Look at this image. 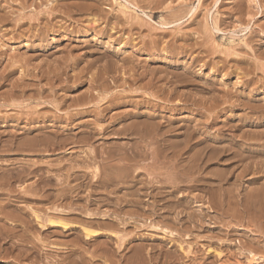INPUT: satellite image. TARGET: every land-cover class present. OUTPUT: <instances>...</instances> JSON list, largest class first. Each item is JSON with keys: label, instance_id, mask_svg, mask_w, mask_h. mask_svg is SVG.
<instances>
[{"label": "rangeland", "instance_id": "obj_1", "mask_svg": "<svg viewBox=\"0 0 264 264\" xmlns=\"http://www.w3.org/2000/svg\"><path fill=\"white\" fill-rule=\"evenodd\" d=\"M0 55V70L4 69L0 71V140L7 139L11 130L25 132L20 135L23 138L45 129L40 139L54 134L64 142L40 154L21 156L10 150L17 158L13 165L1 162L10 156L0 151V165L14 168L38 158L42 175L57 177L56 189L72 188L60 203L70 201L74 211L61 219L78 225L44 231L35 222L37 234L47 235V245L55 247H44L49 251L45 253L34 249L30 238L6 237L0 227V264H55L68 253L78 257L80 246L92 250L101 243L111 249L118 242L123 255H133L122 264L135 259L136 264H264V0H0ZM57 72L59 77H54ZM96 83L99 87H94ZM12 84L27 87L24 93L15 90L10 96ZM50 99L61 105L55 107ZM11 101L20 107L10 106ZM21 111L23 116L32 114L34 121L23 118L19 123ZM133 117L136 122L143 118L152 124L160 122L151 124V131L162 132L157 136L146 132L143 141L151 151L158 140L159 146L172 147L167 150L168 159L153 156L156 164L143 158L141 163L156 164L155 173L135 168L132 172H139L141 180L135 185L125 176L116 189L95 183L99 171L109 175L108 162H118L98 156L90 161V148L114 151L124 144L130 149L142 140L132 137L133 133L126 138L93 134L86 145L79 142L80 137L98 127L119 130L125 123H135ZM77 139L79 146L73 142ZM2 141L0 147L8 145ZM174 148H183L179 160ZM175 163L182 164L180 169L172 167ZM148 180L153 181L151 185ZM22 181L18 184L30 186L36 177L29 175ZM120 198L125 201L121 203ZM30 205L41 216L45 214L42 207L50 206ZM84 210L97 213L86 218ZM0 221V226L7 224ZM86 226L105 232L82 242ZM22 227L16 226L17 233ZM78 237L79 246L74 243ZM61 245L66 250L56 248ZM15 254L20 257L14 259Z\"/></svg>", "mask_w": 264, "mask_h": 264}, {"label": "bare ground", "instance_id": "obj_2", "mask_svg": "<svg viewBox=\"0 0 264 264\" xmlns=\"http://www.w3.org/2000/svg\"><path fill=\"white\" fill-rule=\"evenodd\" d=\"M214 2V1H213ZM216 2V1H215ZM222 2V1H221ZM84 4V3H83ZM9 5V4H8ZM214 5V4H213ZM85 7V6H84ZM81 8V7H80ZM86 8H87V6H86ZM147 8V7H146ZM82 11V10H81ZM209 11V10H208ZM208 11H207V13H208ZM254 11V10H253ZM93 12V11H92ZM190 12V11H189ZM27 15V14H26ZM238 15V14H237ZM17 16V15H16ZM28 16V15H27ZM31 16V15H30ZM233 17V16H232ZM32 19V18H31ZM238 21V20H237ZM131 22V21H130ZM129 23V22H128ZM168 25V24H167ZM116 26V25H115ZM151 27V26H150ZM130 28V27H129ZM128 28V29H129ZM170 29V28H169ZM3 53V52H2ZM228 56V55H227ZM0 57H1V55H0ZM70 59V58H69ZM12 60V59H11ZM23 60V59H22ZM14 61V60H13ZM64 61V60H63ZM69 61V60H68ZM67 61V62H68ZM19 62V61H18ZM16 63V62H15ZM69 63H70V61H69ZM136 63V62H135ZM11 64H12V62H11ZM17 64V63H16ZM65 64V63H64ZM68 64V63H67ZM22 65V64H21ZM28 65V64H27ZM10 66H12V65H10ZM67 66V65H66ZM4 67H6V66H4ZM8 68H9V66H8ZM23 68V67H22ZM2 69V68H1ZM14 69V68H13ZM25 69V68H24ZM28 69V68H27ZM34 69V68H33ZM32 69V70H33ZM37 69V68H36ZM41 69V68H40ZM39 69V70H40ZM4 70V69H3ZM3 70L1 71V72H3ZM29 70V69H28ZM55 71H56V69H54ZM64 70V69H63ZM62 70V71H63ZM148 70V69H147ZM6 71V70H5ZM10 71V70H9ZM22 71V70H21ZM35 71V70H34ZM50 71V70H49ZM33 72V71H32ZM149 72V71H148ZM40 73V72H39ZM38 73V74H39ZM42 73V72H41ZM144 73V72H143ZM4 74V73H3ZM27 74V73H26ZM49 74H51V72L49 73ZM11 75V74H10ZM32 75V74H31ZM34 75V74H33ZM45 75V74H44ZM59 75H60V72H57L56 73V75L54 76V77H59ZM97 75V74H96ZM128 75V74H127ZM133 75V74H132ZM136 75V74H135ZM142 74H140V76H141ZM149 75V74H148ZM150 75H151V73H150ZM37 76V75H36ZM129 76V75H128ZM139 76V77H140ZM40 77H41V75H40ZM43 77V76H42ZM50 77V76H49ZM61 77V76H60ZM68 77V76H67ZM67 77L65 78V79H67ZM70 77V76H69ZM80 77V75L78 76V78ZM92 77H95L94 75L92 76ZM97 77V76H96ZM107 77V76H106ZM133 77H134V75H133ZM31 78V77H30ZM35 78H37V77H35ZM43 78H45V77H43ZM46 78H48V77H46ZM51 78V77H50ZM49 78V79H50ZM76 78V77H75ZM98 78V77H97ZM97 78H96V82H98V80H97ZM113 78V77H112ZM3 79H4V77H3ZM52 79V78H51ZM50 79V80H51ZM54 79V78H53ZM70 79H72V78H70ZM88 79V78H87ZM108 79V78H107ZM139 79V78H138ZM152 79V78H151ZM20 80V79H19ZM43 80V79H42ZM75 81H81V79H74ZM73 80V81H74ZM99 80H101V78L99 79ZM150 80V79H149ZM2 81V80H1ZM46 81V80H45ZM49 81V80H48ZM63 81H65V80H63ZM63 81H61L62 83H63ZM72 81V80H71ZM91 81H92V79H91ZM95 81V80H94ZM103 81V80H102ZM11 82V81H10ZM24 82V81H23ZM28 82V81H27ZM36 82V81H35ZM34 82V83H35ZM39 82V81H38ZM57 82V81H56ZM60 82V83H61ZM86 82V81H85ZM106 82V81H105ZM31 83V82H30ZM33 83V84H34ZM48 84H50L49 82H47ZM69 83V82H68ZM67 83V84H68ZM81 83V82H80ZM90 83V82H89ZM102 83V82H101ZM103 83H104V81H103ZM150 83V82H149ZM20 85H21V83H19ZM26 84V83H25ZM37 84H39V83H37ZM44 84H46V83H44ZM64 84V83H63ZM71 84H73V83H71ZM76 85H77V83H75ZM7 85V84H6ZM27 85V84H26ZM36 85V84H35ZM52 85V84H51ZM51 85L50 86H48V87H51ZM61 84H59V86H60ZM70 85V84H69ZM122 85V84H121ZM40 86V85H39ZM45 86V85H44ZM58 86V85H57ZM66 86V85H65ZM90 86V85H89ZM149 86V85H148ZM12 87L14 88V90H11V92L9 93V95L10 96H13V95H15L16 93H15V90L16 91H19L21 94L22 93H24L25 91H24V88L25 87H27V86H24V88H22L23 87V84H22V87H20V89H19V86L18 85H16V84H12ZM30 87V86H29ZM53 87H55V86H52V88ZM63 87V86H62ZM71 87V86H70ZM92 87V86H91ZM91 87H89V88H91ZM94 87H99V83H96L95 84V86ZM2 88H5V87H2ZM16 88H18V89H16ZM37 88V87H36ZM106 88V87H105ZM1 90V89H0ZM7 90V89H6ZM150 91V90H149ZM29 92V91H28ZM40 92V91H39ZM52 92V91H51ZM162 92V91H161ZM96 93V92H95ZM24 95V94H23ZM92 95V94H91ZM97 95V94H96ZM102 95V94H101ZM17 96V95H16ZM36 96H38L39 97V95H36ZM20 97V96H19ZM84 97V96H83ZM83 97L81 98L82 100H83ZM107 96H105V98H106ZM63 98V97H62ZM99 98V97H98ZM98 98L96 99V101L98 100ZM112 98V97H111ZM10 99V98H9ZM55 99V98H54ZM54 99L53 100H51L50 99V101H49V103H54ZM100 99V98H99ZM103 99V98H102ZM13 100V99H12ZM74 100V99H73ZM79 100V99H78ZM101 100V99H100ZM20 101V100H19ZM39 101H40V99H39ZM63 101V100H62ZM88 101V100H87ZM99 101V100H98ZM102 101V100H101ZM12 102V101H11ZM11 102H9V103H11ZM41 102V101H40ZM76 102V101H75ZM6 103V102H5ZM13 103V102H12ZM10 104V106L12 105H14V107H20V104H17V103H13V104ZM37 103H38V101H37ZM44 103V102H43ZM54 104H56V105H54L55 107H58L59 105H61V102L59 103V102H57V103H54ZM73 104V103H72ZM83 104V103H82ZM85 104V103H84ZM37 105V104H36ZM80 105V104H79ZM34 106H35V104H34ZM33 106V107H34ZM68 106H70V105H68ZM6 107V106H5ZM32 107V108H33ZM53 107V106H52ZM90 107V106H89ZM1 108V107H0ZM25 108H27V107H25ZM78 109V108H77ZM90 109V108H89ZM88 109V110H89ZM95 109V108H94ZM101 109H102V107H101ZM73 110V109H72ZM107 110V109H106ZM18 111V110H17ZM38 111V110H37ZM36 111V112H37ZM68 111V110H67ZM71 111V110H70ZM95 111V110H94ZM93 111V112H94ZM100 111V110H99ZM89 112V111H88ZM96 112V111H95ZM94 112V113H95ZM103 112V111H102ZM30 113V112H29ZM58 113V112H57ZM93 113V114H94ZM98 113V112H97ZM18 114V113H17ZM35 114V113H34ZM38 114V113H37ZM69 114V113H68ZM101 114V113H100ZM99 114V115H100ZM117 114V113H116ZM116 114H115V116H116ZM25 115V114H24ZM32 115V114H31ZM31 115H27V113H26V116H23V113H22V111H21V116H19L17 119V121L19 122V120L21 121V120H23V118L25 119L24 121H27V122H32V121H34V119H35V117L34 116H31ZM132 115V114H131ZM36 116V115H35ZM38 116V115H37ZM97 116V115H96ZM110 116V115H109ZM112 116H114V115H112ZM123 116V115H122ZM148 116V115H147ZM151 116H152V114H151ZM58 117H59V115H58ZM105 117V116H104ZM125 117V116H124ZM100 118V117H99ZM98 118V119H99ZM129 118V117H128ZM134 118V117H133ZM132 118V119H133ZM143 118V117H142ZM66 119L67 120H69L70 118L69 117H66ZM110 119V118H109ZM135 119V118H134ZM144 119H146V118H143L142 120L140 119H138V121L136 122V120L137 119H135V123H133V121L131 122V123H128V124H126L125 123V121L123 122V124H124V126L122 127L121 126V129H119V130H115V128H109V127H105V128H100L99 129V127H98V129L96 130V129H93L92 131H90L89 133H88V135L86 136V135H84V137L82 136V137H80V139H79V142L81 141V143L83 142V143H89L90 142V140L94 137V135L93 134H100V135H106L107 136V134H110V135H112V134H115V135H125V138L129 135V133H133L132 134V137H134V138H140L142 141H139V139H138V141L142 144V146H141V144H139V145H136V147L135 148H130L131 149V151H130V149H128L127 147H126V145L124 146V144L123 145H119V146H117V147H115V148H117L116 150H114V151H111V150H113V149H108L109 151H107V150H103V149H101L102 147H104V146H102L101 148L98 146V147H94V148H90L89 149V155H88V158H90L91 160L90 161H94L96 158H97V156L100 158V160H102V158H103V161L105 160L104 158H108V159H111V160H114V158H115V160H117V161H115V162H118L117 164H112V163H110V162H108V164L106 165V168L105 169H107L108 168V170H106V171H108V173H109V175H107L105 172H104V174H102V173H100L101 171H99L100 170V168L98 167V168H96V172H98V174H100L99 176H97V178H96V180H95V183H97V184H99V185H103L104 187H106L107 188V186H110V185H114V187H115V189H116V187H118V185H120V183H122L124 180L126 181V179H124V178H127V177H129V178H131V182L135 185V184H137L138 183V181H141V180H139V178H137V174L139 173V172H136V171H134V172H136V174H134L132 171L135 169V168H137V167H139L140 166V168L141 167H144V168H146V169H153V172H154V169H155V167L153 168V166H155L156 164H158L157 162H155L154 161V157L153 156H157L156 157V159L157 158H161V157H163V159H165L166 158V156L168 155L167 154V150L169 151V149H172V147L171 148H167V146L165 145V146H162L161 147V145L159 146V142H160V140H158V146L156 147L155 146V148L154 149H152L153 151H151L150 150V148H152V147H150L149 146V143L148 142H144L143 140H145L144 138L146 137L145 135H147L146 134V132L147 133H149V132H151V133H153L154 134V132H152L151 131V129L153 130V124H155V123H151L149 120V122L147 121H145ZM155 119V118H154ZM14 120H15V118H14ZM67 120H65V121H67ZM131 120V119H130ZM151 120V119H150ZM153 120V119H152ZM16 121V122H17ZM39 121V120H38ZM57 121V120H56ZM60 121V120H59ZM64 121V120H63ZM72 121V120H71ZM111 121H112V118H111ZM114 121V120H113ZM140 121H142V122H140ZM154 121V120H153ZM17 122V123H18ZM159 122V121H158ZM157 122V120H156V124L158 123ZM20 123V122H19ZM67 123V122H66ZM65 123V124H66ZM122 123V122H121ZM160 123V122H159ZM25 124V123H24ZM60 124V123H59ZM67 124H69V123H67ZM152 124V125H151ZM155 124V125H156ZM61 125V124H60ZM97 125V124H96ZM44 126V125H43ZM101 126V125H100ZM114 126V125H113ZM152 126V127H151ZM39 127V126H38ZM115 127V126H114ZM156 127H158V126H156ZM162 127V126H161ZM42 128V127H41ZM117 128V127H116ZM88 129V128H87ZM155 129V128H154ZM159 129H163V128H160L159 127ZM23 130V129H22ZM27 130V129H26ZM25 130V131H26ZM36 130H37V128H36ZM43 130V129H42ZM42 130H40L41 131V133L39 132V133H35L34 134V136L32 135V137L31 136H24L23 138H20L21 136L20 135H24V134H26L25 132H19V133H16L14 130L12 131H9V133H6L8 136H7V139H2V140H0V142L2 141V143L3 142H7L8 143V145H6L5 147L3 146V145H1V146H3V147H0V151H3V150H5L4 151V155H6V157L7 156H10V157H8V158H3V161H1V159H2V156H3V154H0L1 155V157H0V161L1 162H7V164L8 165H13V164H15L16 162H17V158L14 156V155H12L13 153H9V151L10 150H14V151H17V152H21V153H19L21 156L23 155V156H25V155H30V153L31 152H36V154L38 153V154H40L41 152H43V151H48L49 149H53V147L52 146H54L55 147V144H57V145H60V143L62 142V144L64 143L61 139H60V137L58 138L56 135H54V134H52L51 136L49 135V134H47L48 136H42L41 137V139L39 138L40 136V134H42L43 132H44V130L42 131ZM58 130V129H57ZM89 130V129H88ZM165 129H163V131H164ZM167 130V129H166ZM165 130V131H166ZM8 131V130H7ZM20 131V130H19ZM34 131V130H33ZM32 131V132H33ZM56 131V130H55ZM70 131V130H69ZM82 131V130H81ZM135 131H137L138 132V134L139 133H141V134H139V136H138V134L135 132ZM159 131H161V130H159ZM159 131H156L155 132V136H157V133L159 132ZM2 132V131H1ZM5 132V131H4ZM29 132H31V131H29ZM36 132H38V131H36ZM47 132V131H46ZM60 132H61V134H62V131H61V129H60ZM68 132V131H67ZM85 132V131H84ZM87 132V131H86ZM162 132V131H161ZM160 132V133H161ZM34 133V132H33ZM52 133V132H51ZM64 133V132H63ZM73 133H75V132H73ZM136 133V134H135ZM159 133V134H160ZM4 134V133H3ZM44 134H46V133H44ZM164 134V133H163ZM27 135V134H26ZM64 135H66L65 133H64ZM69 135V134H68ZM70 135H71V133H70ZM109 135V136H110ZM127 135V136H126ZM149 135L150 134H148V137H149ZM154 135H152V137L154 136ZM168 135V134H167ZM3 136V135H2ZM18 136H19V138H18ZM67 136V135H66ZM64 137V138H67V137ZM80 136V135H79ZM151 136V135H150ZM163 136V135H162ZM162 136L161 137H159L158 136V138L160 139V138H162ZM72 140H73V138H72V136L70 137ZM77 138V137H76ZM76 138H74V139H76ZM109 138V137H108ZM115 138V137H114ZM124 138V139H125ZM130 138L131 137H129V140H130ZM147 138V137H146ZM151 138V137H150ZM155 138V137H154ZM158 138H156V139H158ZM164 138L165 137H163V140H164ZM63 139V138H62ZM70 139V140H71ZM110 139V138H109ZM155 139V141L157 142V140ZM64 140V139H63ZM65 140H67V139H65ZM94 140V139H93ZM135 140V139H134ZM149 140V139H148ZM162 140V139H161ZM165 140H166V138H165ZM164 140V141H165ZM92 141V140H91ZM146 141V140H145ZM154 141V140H153ZM169 141V140H168ZM168 141H167V143H168ZM66 142V141H65ZM74 142V145H76V143L78 144L79 142H78V139H77V142H76V140L75 141H73ZM131 142H133L132 141V139H131ZM136 142H137V140H136ZM139 142H137V143H139ZM162 142V141H161ZM166 142V141H165ZM164 142V143H165ZM170 142V141H169ZM109 143H111L110 141H109ZM136 143V144H137ZM144 143H147V144H144ZM152 143V145H153V142H151ZM150 143V144H151ZM166 143V144H167ZM92 144V143H91ZM90 144V145H91ZM128 144V143H127ZM132 144V143H131ZM135 144V143H134ZM156 144V143H155ZM163 144V143H162ZM175 144V143H174ZM66 145V144H65ZM84 145V144H83ZM87 145V144H86ZM89 145V146H90ZM164 145V144H163ZM169 145V144H168ZM171 145V144H170ZM169 145V146H170ZM78 146H79V144H78ZM109 146V145H108ZM130 146V145H129ZM172 146V145H171ZM177 146V145H176ZM175 146V147H176ZM49 147H52V148H49ZM59 147H61L62 148V146H59ZM81 147V146H80ZM83 147V146H82ZM153 147H154V145H153ZM61 148H59V149H61ZM65 148H66V146H65ZM105 148V147H104ZM107 148V147H106ZM132 149H134V150H132ZM175 149V148H174ZM178 149V148H177ZM177 149H175V151L176 152H174V157H175V159L176 158H178L179 156V154L183 151V148H182V151L180 150L181 148H179V150L181 151H179V150H177ZM151 152H150V151ZM8 151V152H7ZM62 151V150H61ZM83 151V150H82ZM81 151V152H82ZM85 151V150H84ZM5 152H7V154L5 153ZM75 152H77V151H75ZM88 152V151H87ZM131 152V153H130ZM180 152V153H179ZM51 153V152H50ZM57 153H58V151H57ZM61 153H63V152H61ZM133 153V154H132ZM170 153V152H169ZM33 154V153H32ZM35 154V155H36ZM47 154H48V152H47ZM81 154V153H80ZM83 154V153H82ZM85 154H86V152H85ZM88 154V153H87ZM103 154H105L106 156H104ZM34 155V154H33ZM42 155H45L44 153L42 154ZM50 155V154H49ZM181 155H182V153H181ZM180 155V156H181ZM13 156V157H12ZM37 156V155H36ZM46 156V155H45ZM78 156V155H77ZM80 156V155H79ZM86 156V155H85ZM136 156H138V159L136 158ZM178 156V157H177ZM5 157V156H4ZM15 157V158H14ZM32 157V156H31ZM38 157H39V155H38ZM75 157V156H74ZM81 157H84L83 155L81 156ZM81 157H79V158H81ZM173 157V158H174ZM21 158V157H20ZM20 158L18 159V160H20ZM24 158V157H23ZM41 158V157H40ZM87 157H85V159H86ZM144 158V160L145 159H147V158H151L155 163H152L153 161H150L148 164H145V163H141V160ZM180 158V157H179ZM179 158H178V160H179ZM37 159L38 158H36V160L35 161H27V160H25V161H27V162H22V164L19 166V167H14V168H3V164L2 165H0V201H2V203L3 204H1L0 205V212H1V215H0V220L2 219H4V222L5 223H7L6 225L4 224H1V230L3 231V234L6 236V237H9L10 239L12 238V237H14L15 235H17L18 236V238L20 237V238H24V239H26L27 241H28V239L27 238H30V239H32V247L35 249V247L37 248L36 250H39V249H41L44 253H45V251H48V250H46L45 248H51L52 246H50V245H47V240H48V237H47V235L45 236H41V235H38L37 234V232L35 231V230H39V227H37V225L35 224V222L36 223H39V225L41 224L42 226L41 227H43V229L42 230H44V231H47L48 229H49V227H60L61 229L63 228L64 230H68V229H70V228H73V227H76V226H78L77 225V223H73V222H69V221H66V220H63V219H61L63 216H65V214L66 213H69L70 212V210H73L74 208H73V206H72V203L69 201V202H66V203H60L61 202V199L63 200V199H65V198H67V197H69L70 196V194H71V191L70 190H72V188L70 187V186H63L62 184V187H59V189H56L55 188V184L56 185H58L57 183H55V181H56V178L57 177H55L54 175H48V176H46L45 175V177L42 175L43 173H42V167H40V166H38L37 164H38V162L39 161H37ZM166 159H168V158H166ZM70 160V159H69ZM88 160V159H87ZM100 160H98V162H100ZM110 160V161H111ZM177 160V161H178ZM20 161H22V159L20 160ZM40 161H41V159H40ZM68 161V160H67ZM89 161V160H88ZM122 161H123V164H122ZM143 161V160H142ZM160 161V160H159ZM196 161V160H195ZM194 161V162H195ZM44 162V161H43ZM172 162V161H171ZM53 163V162H52ZM85 163V162H84ZM110 163V164H109ZM161 163V162H160ZM170 163V162H169ZM173 163H174V160H173ZM179 163H180V161H179ZM18 164V163H17ZM104 164V163H103ZM155 164V165H154ZM193 164H196V163H193ZM168 165V164H167ZM166 165V166H167ZM172 165V164H171ZM182 165V164H181ZM181 165H179V166H181ZM159 166H161L160 164H159ZM158 165L156 166V167H159ZM179 166L175 163L172 167L174 168V169H176V170H178V168H179ZM184 166V165H183ZM198 166V165H197ZM7 167V166H6ZM63 167V166H62ZM162 167V166H161ZM160 167V168H161ZM171 167V166H170ZM171 167V168H172ZM144 168H142V169H144ZM166 168V167H165ZM182 168V167H181ZM49 169V168H48ZM62 169V168H61ZM69 169V168H68ZM97 169H99V170H97ZM111 169H113V170H111ZM162 169V168H161ZM180 169V168H179ZM56 170V169H55ZM67 170V169H66ZM103 170H104V168H103ZM111 170V171H110ZM137 170V169H136ZM141 170V169H140ZM145 170V169H144ZM172 170V169H171ZM68 171V170H67ZM77 171V170H76ZM149 172H150V170H148ZM148 171H146V172H148ZM158 171V170H157ZM160 171V170H159ZM185 171V170H184ZM44 172V171H43ZM69 172V171H68ZM132 172V173H131ZM151 172H152V170H151ZM151 172H150V174H151ZM165 172V171H164ZM172 172V171H171ZM179 172H181V170H179ZM182 172H183V170H182ZM186 172V171H185ZM74 173V172H73ZM155 173V172H154ZM174 173V172H173ZM64 174H66V173H64ZM81 174V173H80ZM94 174H96V173H94ZM163 174V173H162ZM172 174V173H171ZM29 175H34L35 177H36V183L34 184V183H32L30 186H28V184H27V186H22L23 184H21V185H19L18 183H20V181H22V180H25L27 177H29ZM78 175V174H77ZM151 175H153V174H151ZM159 175V174H158ZM176 175V174H175ZM175 175H173V177H175ZM122 176H125V177H123V179L124 180H121V178H122ZM169 176V175H168ZM171 176V175H170ZM183 176V175H182ZM65 177V176H64ZM94 177H95V175H94ZM161 177V176H160ZM178 177V176H177ZM176 177V178H177ZM92 178V177H91ZM128 178V179H129ZM179 178V177H178ZM161 179V178H160ZM169 179H170V177H169ZM175 180V178H172V180ZM58 180H59V178H58ZM93 180V179H92ZM162 180V182H163V179H161ZM173 180V181H174ZM181 180V179H180ZM192 180L194 181V179L192 178ZM198 180V179H197ZM28 181V180H27ZM128 181V180H127ZM144 181H145V179H144ZM149 181V180H148ZM156 181V180H155ZM167 181H168V178H167ZM170 181V180H169ZM199 181V180H198ZM23 182V181H22ZM93 182V181H92ZM153 181H149L148 183L151 185V183H152ZM176 182V181H175ZM195 182H197V181H195ZM142 183V182H141ZM144 183V182H143ZM146 183V182H145ZM169 183H171V182H169ZM69 184H70V182H69ZM154 184H155V182H154ZM166 184V183H165ZM168 184V183H167ZM172 184V183H171ZM60 185V186H61ZM128 186V185H127ZM138 186H139V184H138ZM120 187V186H119ZM137 187V186H136ZM153 187V186H152ZM113 188V187H112ZM136 188H134V190H135ZM140 189H142V188H140ZM139 189V190H140ZM114 190V189H113ZM262 191V190H261ZM133 192V191H132ZM136 192V191H135ZM133 194H134V192H133ZM133 194H131V195H133ZM136 194V193H135ZM125 195V194H124ZM128 195V194H127ZM225 195V194H224ZM136 197L137 196V194L136 195H133V197ZM214 196V195H213ZM121 197V196H120ZM123 197H125V196H123ZM122 197V198H123ZM130 197V196H129ZM138 197H139V195H138ZM138 197H137V199L135 200V202H136V204L138 203L139 204V201H138ZM229 197V196H228ZM253 197V196H252ZM53 200H52V199ZM215 198V197H214ZM251 198V197H250ZM257 198V197H256ZM126 199V198H125ZM213 199V198H212ZM220 199V198H219ZM222 199H223V197H222ZM225 199V198H224ZM248 199V198H247ZM52 200V201H51ZM215 200V199H214ZM213 200V201H214ZM232 200V199H231ZM249 200V199H248ZM119 201L121 202V203H123L122 201H125V200H123V199H119ZM220 201V200H219ZM225 201H227V203H228V201H229V199L227 198ZM237 201V200H236ZM244 201V200H243ZM247 201V200H246ZM259 201H261V200H259ZM115 202V201H114ZM130 202V201H129ZM245 202V201H244ZM39 203V205L40 204H47L48 205V203L50 204V206H48V207H42V208H44L45 209V214H46V216H44L45 214H43L42 216L40 215V213H39V210H35V209H33V207L30 205V204H38ZM61 205H60V204ZM117 203H119V202H117ZM235 203V202H234ZM246 203V202H245ZM43 205V206H44ZM118 205H120V203L118 204ZM117 206V205H116ZM36 208V207H35ZM41 208V209H42ZM88 208H86V210H87ZM41 211V210H40ZM74 211V210H73ZM255 211V210H254ZM42 213H43V211H41ZM84 212H85V210H84ZM41 213V214H42ZM97 213V212H96ZM96 213H94V212H92V213H88V212H85V216H86V218H93V216H95L96 215ZM84 214V213H83ZM31 218V219H30ZM77 218V217H76ZM119 220H120V218H118ZM117 219V220H118ZM68 220V219H67ZM10 221V222H9ZM124 221V220H123ZM122 221V222H123ZM33 222H34V224H33ZM0 223H1V221H0ZM105 223V222H104ZM23 224V227H22V232L20 233V232H18L17 233V230L18 229H16V226L17 225H22ZM91 224V223H90ZM38 225V226H39ZM85 225V224H84ZM83 225V226H84ZM121 225V224H120ZM89 226V225H88ZM111 227H113V228H120V226H117V227H114V225H112ZM84 228V231H85V234H86V236L84 237V239H82L81 241L82 242H87L88 240H90V237H98V236H100V235H102V234H104L103 232H105L104 230H92V229H90L89 230V227L87 228V226L86 227H83ZM258 228V227H257ZM110 230V229H109ZM111 230H113V229H111ZM115 230V229H114ZM2 231H0V232H2ZM55 231H58V229L57 230H55ZM40 232V231H39ZM38 232V233H39ZM41 232H43V231H41ZM60 232V231H59ZM58 232V233H59ZM112 232V231H111ZM114 232V231H113ZM20 233V234H19ZM44 233V232H43ZM61 233V232H60ZM108 233V232H107ZM106 233V234H107ZM115 233H117V232H115ZM2 234V235H3ZM40 234V233H39ZM114 234V233H113ZM118 234V233H117ZM29 235V236H28ZM4 236V237H5ZM49 236H50V234H49ZM117 236V235H116ZM120 237H123V236H120ZM119 237V238H120ZM19 238V239H20ZM16 239V238H15ZM124 239V238H123ZM3 240H4V238H3ZM17 240V239H16ZM21 240V239H20ZM19 240V241H20ZM23 240V239H22ZM116 240V239H115ZM119 240V239H118ZM117 240V241H118ZM130 240V239H129ZM128 240V241H129ZM13 241V240H12ZM24 241V240H23ZM123 241V240H122ZM48 242H49V240H48ZM59 242V241H58ZM23 243V242H22ZM26 243V242H25ZM51 243V242H50ZM74 243H77L76 245L77 246H79V237H78V239L77 240H75V242ZM88 243V242H87ZM119 243V242H118ZM118 243H117V245H118ZM49 244V243H48ZM109 244V243H108ZM114 244V243H113ZM37 245H38V247H37ZM53 245H54V243H53ZM57 245V244H56ZM82 245V244H81ZM117 245H115V246H117ZM31 246V245H30ZM41 246H43V248L41 247ZM47 246V247H46ZM73 246V245H72ZM84 246V245H83ZM83 246H80L79 248H82L81 250H80V254L78 255V257H70V256H68V254H67V257L66 258H62V259H57V263L56 262H54L55 264H122V261H127V262H130L128 259L131 257V259H132V256H128V255H125L126 253H124V255H123V247H122V250H119V247L118 248H116L115 246H113L112 247V244H111V249H109V248H107V247H105L104 246V244H98V246H94L95 248L94 249H92V250H88V248H84ZM119 246H121L120 245V243H119ZM253 246V245H252ZM19 247V246H18ZM45 247V248H44ZM54 247V246H53ZM52 247V248H53ZM88 247V246H87ZM108 247H110V246H108ZM22 248V247H21ZM31 248V247H30ZM55 248V247H54ZM57 249H63L64 248V246L63 245H61V246H59V247H56ZM60 249V250H61ZM65 249V248H64ZM125 249V248H124ZM28 249H26V251H27ZM66 250V249H65ZM137 250V249H136ZM140 250V249H139ZM19 251V250H18ZM29 251V250H28ZM27 251V252H28ZM6 252V251H5ZM9 252V251H8ZM24 252V251H23ZM25 253V255L26 254H29V253ZM49 252V251H48ZM67 252V251H66ZM72 252V251H71ZM19 253V252H18ZM32 253V252H31ZM74 253H76L75 251H74ZM138 253V252H137ZM137 253H135V254H137ZM71 254V253H70ZM23 255V254H22ZM45 255H47V254H45ZM49 255V254H48ZM47 255V256H48ZM138 255V254H137ZM15 257H14V259L15 258H17L18 259V256L20 257V255H17V254H15L14 255ZM126 256H128V257H126ZM136 256V255H135ZM143 256V255H142ZM35 257V256H34ZM43 257V256H42ZM138 257V256H137ZM136 257V258H137ZM47 258H49L50 259V257H47ZM138 258H142V257H138ZM43 259V258H42ZM46 259V258H45ZM133 260H134V258H133ZM136 260H138V259H135V261ZM148 260V259H147ZM47 261V260H46ZM53 261V260H52ZM135 261L133 262V263H130V264H134L135 263ZM139 261H140V259H139ZM138 261V262H139ZM142 261V260H141ZM45 262V261H44ZM127 262H125V263H127ZM132 262V261H131ZM34 263V262H33ZM47 263V262H46ZM52 263V262H51ZM144 262L142 261V264H143ZM129 264V263H128ZM136 264V263H135ZM139 264H141V262L139 263Z\"/></svg>", "mask_w": 264, "mask_h": 264}]
</instances>
